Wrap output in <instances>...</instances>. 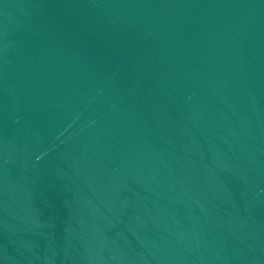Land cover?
Instances as JSON below:
<instances>
[{"label": "water", "instance_id": "obj_1", "mask_svg": "<svg viewBox=\"0 0 264 264\" xmlns=\"http://www.w3.org/2000/svg\"><path fill=\"white\" fill-rule=\"evenodd\" d=\"M0 264H264V0H0Z\"/></svg>", "mask_w": 264, "mask_h": 264}]
</instances>
